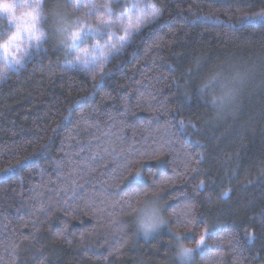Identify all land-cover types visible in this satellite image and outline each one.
<instances>
[{
  "label": "trees",
  "instance_id": "trees-1",
  "mask_svg": "<svg viewBox=\"0 0 264 264\" xmlns=\"http://www.w3.org/2000/svg\"><path fill=\"white\" fill-rule=\"evenodd\" d=\"M145 1L159 19L97 82L66 67L74 55L52 35L53 13L71 9L46 0L47 42L0 83V169L24 161L0 175V264H179L172 229L186 226V205L196 223L185 242L200 221L211 225L194 264H264V26L241 22L264 0ZM237 74L234 102L213 105ZM142 156L162 157L142 173L169 179L159 200L167 228L149 239L125 201L151 182L122 179Z\"/></svg>",
  "mask_w": 264,
  "mask_h": 264
},
{
  "label": "snow or ice",
  "instance_id": "snow-or-ice-1",
  "mask_svg": "<svg viewBox=\"0 0 264 264\" xmlns=\"http://www.w3.org/2000/svg\"><path fill=\"white\" fill-rule=\"evenodd\" d=\"M5 3H10L11 7L6 9ZM45 4L46 0H0V26H3L0 30V54H2L5 67H13L19 71V65L23 59L30 57L33 49H38L47 42L46 26L49 19L45 12ZM120 5L121 0H105L103 3H97L96 0H64L63 3H57V8L71 9L70 13L66 11L53 13L55 26L52 35L56 37L59 46L64 49L66 55L76 53L74 59L67 61L66 67H78L81 71L91 72L93 80L98 82L97 70L102 77L110 59L119 56L143 29L153 25L161 15V10L156 5L145 4L142 0H137L136 3L123 7L122 11L117 12L116 7ZM241 22L264 26V10L242 16ZM117 31H121L123 34L117 36ZM104 37L107 39L101 44L99 41ZM89 40L96 42L88 45ZM197 66H199L198 62ZM6 76L7 72L0 71V83L4 82ZM239 79L237 74L226 84H222L223 94L219 98L213 95L211 103H218L220 107H223L225 104L234 102L238 92ZM215 82L216 77L214 76L210 83ZM209 89V85L200 86L201 94ZM150 160L160 162L162 157L142 156L137 163L142 167L146 161ZM23 164L24 161L19 160L14 165L2 168L0 175L7 177ZM124 168L127 175L122 179L126 180L133 175L131 172L133 162H127ZM135 174L140 175L138 172ZM148 176L151 178V175ZM168 183L169 179L163 178L162 184ZM204 184L205 181L201 180L196 187L200 188ZM163 191V187L159 188L155 196L156 200H160V194ZM141 194L146 195L147 193L137 191L131 193L130 196ZM229 195V190L222 193L224 197H229ZM130 206L131 200L129 199L125 201V208ZM193 207L195 205L185 206V216L191 212ZM190 222L196 223L193 219ZM200 223L203 224V227L199 230V236H196V247L183 254L185 264H194L196 256L209 248L211 225L207 221H200ZM192 232L193 229L184 235ZM247 239L250 241L254 239V232L247 230ZM228 243L231 245L232 241Z\"/></svg>",
  "mask_w": 264,
  "mask_h": 264
},
{
  "label": "clouds",
  "instance_id": "clouds-1",
  "mask_svg": "<svg viewBox=\"0 0 264 264\" xmlns=\"http://www.w3.org/2000/svg\"><path fill=\"white\" fill-rule=\"evenodd\" d=\"M4 7L9 9L11 7L10 3H5ZM216 77L215 83H210L213 77ZM221 79L220 74L210 75L205 81L204 84L209 85L210 90L215 89L217 82ZM223 94V89H221V94L215 95L216 97H220ZM212 101V97H211ZM213 104V103H212ZM213 105H218L213 104ZM133 175L135 173H140V175L135 176L139 179L142 175L146 176L150 182L152 187H145L139 190L133 191V193L139 191L141 193H147L146 195H132L129 197L131 200V206L125 208L126 214L130 215L134 219L135 227L139 235L143 236L145 239H149L153 234L157 233L161 227L167 224V219L165 218L160 202L155 199L156 193L163 186L162 180L163 178L153 179V176L149 178L147 173H142V167L137 166L131 169ZM132 176V175H131ZM192 208L191 212L193 211ZM190 212V213H191ZM173 217L181 215V213L173 212L171 213ZM183 218L186 220V226L181 227L179 224L173 226V233L176 239L175 245V255L179 264H185L184 262V253L187 250L194 249L196 247V241L189 243L185 242L183 236L189 230H192L193 223L190 222L192 219L189 216H185L183 213ZM163 221V222H162ZM199 233H197V237Z\"/></svg>",
  "mask_w": 264,
  "mask_h": 264
},
{
  "label": "rangeland",
  "instance_id": "rangeland-1",
  "mask_svg": "<svg viewBox=\"0 0 264 264\" xmlns=\"http://www.w3.org/2000/svg\"><path fill=\"white\" fill-rule=\"evenodd\" d=\"M122 1V0H121ZM96 2L97 3H103V2H105V0H96ZM137 2V0H128V5H131V4H134V3H136ZM142 2L143 3H145V4H147V2L145 1V0H142ZM116 10H123V8H121L120 6H117L116 7ZM77 15H79V13H77ZM123 33L121 32V31H117L116 32V35L117 36H119V35H122ZM107 39V37H104V39H102V40H100L99 42L101 43V44H103L104 42H105V40ZM96 41H94V40H89L88 41V45H91L92 43H95ZM87 46V45H86ZM39 49L40 48H38V49H33L32 50V53H31V56L30 57H26V58H24L23 59V61H22V63L19 65V70L20 69H22L23 67H24V65H25V62L28 60V59H30L32 56H33V54L34 53H36V52H38L39 51ZM73 55H74V58H75V55H76V53H73ZM0 71H5V72H7V76H8V73L9 72H18V71H16L15 70V68H13V67H5V62L3 61V58H2V54H0ZM7 76H6V78H7ZM5 78V79H6ZM167 227H166V225L165 226H163V227H161V229L160 230H163V229H166ZM159 230V231H160ZM158 231V232H159ZM157 232V233H158ZM157 233H155V234H157ZM168 233V232H167ZM139 234V233H138ZM155 234H153L151 237H153ZM141 236V235H140ZM141 237H143V236H141ZM144 238V237H143Z\"/></svg>",
  "mask_w": 264,
  "mask_h": 264
}]
</instances>
